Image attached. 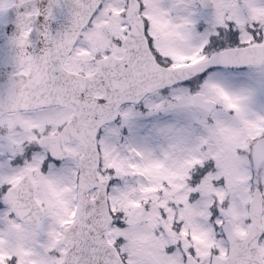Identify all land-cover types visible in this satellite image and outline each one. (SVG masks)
<instances>
[{
    "label": "snow or ice",
    "instance_id": "snow-or-ice-1",
    "mask_svg": "<svg viewBox=\"0 0 264 264\" xmlns=\"http://www.w3.org/2000/svg\"><path fill=\"white\" fill-rule=\"evenodd\" d=\"M0 264H264V0H0Z\"/></svg>",
    "mask_w": 264,
    "mask_h": 264
}]
</instances>
